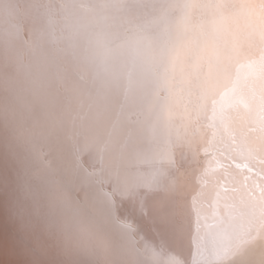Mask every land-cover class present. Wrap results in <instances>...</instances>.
I'll return each mask as SVG.
<instances>
[{"label":"bare ground","instance_id":"1","mask_svg":"<svg viewBox=\"0 0 264 264\" xmlns=\"http://www.w3.org/2000/svg\"><path fill=\"white\" fill-rule=\"evenodd\" d=\"M0 264H264V0H0Z\"/></svg>","mask_w":264,"mask_h":264}]
</instances>
